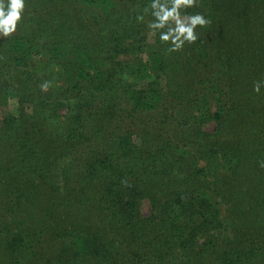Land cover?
Returning a JSON list of instances; mask_svg holds the SVG:
<instances>
[{"label":"trees","instance_id":"16d2710c","mask_svg":"<svg viewBox=\"0 0 264 264\" xmlns=\"http://www.w3.org/2000/svg\"><path fill=\"white\" fill-rule=\"evenodd\" d=\"M148 3L25 0L0 37V264H264V0H197L178 51Z\"/></svg>","mask_w":264,"mask_h":264},{"label":"clouds","instance_id":"9594fccd","mask_svg":"<svg viewBox=\"0 0 264 264\" xmlns=\"http://www.w3.org/2000/svg\"><path fill=\"white\" fill-rule=\"evenodd\" d=\"M197 0H149L144 11L151 12L153 20L149 28L153 34L159 35V40L169 45L170 51H178L186 44L198 39V29L206 27L211 21L202 12H190ZM25 7V0H0V32L11 33L17 27ZM143 19V16L140 17ZM254 90L259 92L257 83ZM264 166V164H262Z\"/></svg>","mask_w":264,"mask_h":264},{"label":"rangeland","instance_id":"374dc122","mask_svg":"<svg viewBox=\"0 0 264 264\" xmlns=\"http://www.w3.org/2000/svg\"><path fill=\"white\" fill-rule=\"evenodd\" d=\"M5 34L3 32H0V37L4 36ZM122 58H125V56H122ZM40 59V66H42L43 68H47L48 67V63H47V56H45L44 54H40L34 57L33 60H39ZM52 68L55 70L56 67L52 66ZM18 104L16 102V100L14 98L10 99L8 104L6 106H4L2 109H0V116H2L3 114L7 113V112H15L17 110ZM208 128L212 127V124H210V126L207 125ZM140 210L142 215H145L148 213L149 210V201L143 200L141 202L140 205ZM242 228L244 229V231L247 230V226L245 224V221L242 222ZM240 240L238 239V242Z\"/></svg>","mask_w":264,"mask_h":264}]
</instances>
